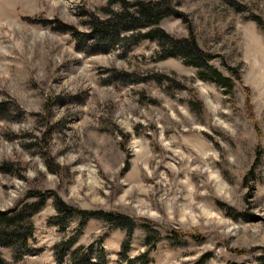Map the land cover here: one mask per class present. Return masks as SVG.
Masks as SVG:
<instances>
[{
  "label": "rangeland",
  "instance_id": "rangeland-1",
  "mask_svg": "<svg viewBox=\"0 0 264 264\" xmlns=\"http://www.w3.org/2000/svg\"><path fill=\"white\" fill-rule=\"evenodd\" d=\"M123 1L126 9L110 0H0V211L25 205L14 223L32 227L28 245L11 239L19 243L1 246L0 259L258 264L264 0H169L158 25L101 38L94 19L139 17V2L165 0ZM154 29L193 42L207 62L141 39ZM205 65L231 88L201 77ZM33 193L48 195L36 212ZM56 198L134 226L76 216L62 231L50 220ZM173 231L195 237L175 241ZM73 237L67 252L57 250Z\"/></svg>",
  "mask_w": 264,
  "mask_h": 264
},
{
  "label": "trees",
  "instance_id": "trees-1",
  "mask_svg": "<svg viewBox=\"0 0 264 264\" xmlns=\"http://www.w3.org/2000/svg\"><path fill=\"white\" fill-rule=\"evenodd\" d=\"M117 2L123 3L125 5V2L123 0H110V4L117 3ZM168 2L169 0H165L164 2L157 3V4L156 3L150 4V5H144L143 3L139 2L138 3L139 17H130L126 13H123L121 15L116 13L115 18L110 21L102 22L97 19H94L93 26L95 27L96 32L100 34L101 38H106V39L108 38L112 40L114 37L116 38L120 35L119 33L121 30L135 28L137 25H140L143 27L151 25V24L158 25L163 20V18L169 15L167 13L168 8H169ZM125 9H126V5H125ZM140 37L141 39L146 38V37L150 39L157 38L159 39L160 43L164 42L173 51L175 52L179 51L181 53H184L185 56L190 61H193V63L195 64H198V63L200 64V62H203V61L207 62V60L205 59L206 57L197 50L196 45L193 42L184 43V42L173 40L168 34L163 32L162 30L154 29V30L148 31V33L140 35ZM200 75L201 77L205 79L213 80L222 86H226V87L228 86L231 88V84H232L231 81L226 79L222 75V73H220L218 70L213 69L209 67L208 65H205V70L201 71ZM30 196L34 198H39L37 201L38 203L36 205L35 204L28 205L29 207L34 208V211L36 212L39 210L40 207H42V205L45 204L46 197L48 195H44L41 193L39 194L33 193ZM22 206L23 207H21L20 209H18L16 206L14 209L9 210V211H0V226H1L0 228V234H1L0 247L2 246V247H13L14 248V246L18 244L19 242L22 248L28 245V243L25 242V240L29 237H32V227L31 228L24 227L23 229L25 230L21 231L20 229L17 228L16 223H14L15 219L20 217V214L22 213L21 210L24 208L25 205H22ZM36 206L37 208L35 209ZM56 209L59 212V214L57 215V217L51 218L50 220L51 222L56 223V225H58V227L62 231H66L70 223V219H73L76 216H80L82 218V223L86 222L87 219L91 217H101L103 219H107L109 222L115 223L116 226H119L118 224L123 225L124 223L130 222L133 227L135 223L133 220L132 221L130 219L128 220L127 217L118 215V214H111V213L107 214L103 212L95 213V212L77 210V209L68 207L67 205H64V203H62V201L58 198H56ZM171 234L172 235H170L169 238L175 241H179L185 236L195 237V235L177 232V231H173ZM11 239H17L19 242L12 244ZM75 239L76 238L73 237L67 241L61 242L58 245L57 250L59 247H63L64 250L62 251V253L65 251L67 252V250L71 247ZM124 250L125 252H128L129 241H126L124 243ZM257 250L259 249H253L251 250V252H255ZM248 252L250 251L240 250L237 253L241 256H244ZM101 256H104L103 249H102ZM262 261L264 262V249H263V256L259 258L258 264H264L262 263ZM0 264H10V263H5L3 260L0 259ZM71 264H79V263L73 262Z\"/></svg>",
  "mask_w": 264,
  "mask_h": 264
}]
</instances>
